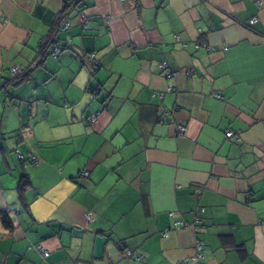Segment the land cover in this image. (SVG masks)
<instances>
[{"label": "crops", "instance_id": "1", "mask_svg": "<svg viewBox=\"0 0 264 264\" xmlns=\"http://www.w3.org/2000/svg\"><path fill=\"white\" fill-rule=\"evenodd\" d=\"M77 1L0 0V264H264V0Z\"/></svg>", "mask_w": 264, "mask_h": 264}, {"label": "built area", "instance_id": "2", "mask_svg": "<svg viewBox=\"0 0 264 264\" xmlns=\"http://www.w3.org/2000/svg\"><path fill=\"white\" fill-rule=\"evenodd\" d=\"M122 1H124V0H122ZM256 21H257V18H253V19L250 20V23L251 24H254V23H256ZM70 25H71L70 21L64 20V22L60 25V30H65ZM59 51H60V47L58 45H56L55 48H53L50 51V54L55 56V55H57V53ZM161 67H162L163 70H168V68H167L168 66H167L166 63H163L161 65ZM12 73L13 74H19V73H21V70L19 69V67H16L15 66V67L12 68ZM173 74L174 73L170 72L169 73V76H172ZM91 120L92 121H95L96 118L95 117H92ZM178 129H179L180 134H184L186 132V130H187V126L180 124V125H178ZM227 136L231 138V137H234V136H237V135H236V133H234V131L230 130V131L227 132ZM17 153H18V156L20 158H24L25 157L20 151H17ZM29 156H30L31 159H35L36 160V156L35 155L29 154ZM84 175L88 176L89 173L86 171V172H84ZM175 225L176 226H183L184 223H182V222H176ZM203 246H204V242L203 241H199L198 244H197V247H196L197 248V253H196L195 257H194V261H198L200 258L203 257V253H202ZM32 247H33V245H32ZM37 248H40L41 249V253H42V255L44 257H46L49 254L48 251L44 250L42 247L38 246ZM129 255L131 256L132 254L129 253Z\"/></svg>", "mask_w": 264, "mask_h": 264}, {"label": "trees", "instance_id": "3", "mask_svg": "<svg viewBox=\"0 0 264 264\" xmlns=\"http://www.w3.org/2000/svg\"><path fill=\"white\" fill-rule=\"evenodd\" d=\"M78 1L77 0H64V9L67 10L70 7H72L73 5H77ZM5 222L8 224V226H10V221L7 220V218H5Z\"/></svg>", "mask_w": 264, "mask_h": 264}]
</instances>
